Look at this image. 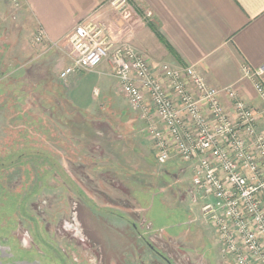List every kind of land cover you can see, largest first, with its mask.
<instances>
[{
  "label": "crops",
  "instance_id": "1",
  "mask_svg": "<svg viewBox=\"0 0 264 264\" xmlns=\"http://www.w3.org/2000/svg\"><path fill=\"white\" fill-rule=\"evenodd\" d=\"M20 1L21 8L14 10L8 0H0V14L5 16L4 21L10 20L5 28H0V32L4 31L0 36V87H5V91L0 90V97L5 94L11 101L7 105L3 101L5 104L0 107V112H5L4 118H0V143L5 146L0 155L4 160L14 155L9 159L15 160L0 166L6 178L4 185L8 188L13 176L24 179L27 169L22 162L30 155H35L40 165L47 161L51 173L65 176L67 185L84 199L79 216L86 225L87 237L103 240L102 226L95 227L99 223L94 221L103 223L107 232L123 238V248L119 249L125 258V247L129 246L126 241L131 246L140 244L127 200L156 220L154 210H165V190L170 192L166 187L171 184V180L166 181L168 170L164 168L163 173H158L157 192L149 184H140L136 193L129 187L121 189L123 193L126 190L125 201L109 197V176L115 177L112 170L119 169L116 161L143 160L144 174L156 176L154 170L161 165L156 163L155 154L151 164L147 156L139 153L143 141L149 143L145 126L132 112L130 117H123L112 102V90L118 91L106 61L93 72L76 73L61 81L59 73L69 65L63 46L39 54L32 47L31 38L36 31H42L49 41L62 42L79 23L97 19L108 26L116 41L128 44L142 55L151 71L156 73L163 63L193 66L207 85L218 89L231 87L247 105L256 106L252 85L241 78L240 67L242 64L253 69L264 67V0H129L132 11L126 22L107 7L108 0ZM8 32L10 35H6ZM11 62L13 65L9 66ZM222 100L226 102L224 96ZM13 109L17 114L10 113ZM25 112H42L51 119L48 135L40 129L35 136L39 145H52L49 152L40 150V146L28 149L27 139L32 138L27 125L19 122ZM73 118L79 125L73 123ZM17 138L18 150L6 147ZM92 139L97 140V146H104L103 153L92 155ZM82 149L89 152L86 154ZM185 168L190 181V167ZM171 174L167 177L171 178ZM120 181L133 182L123 178ZM92 192L97 193L94 198L89 195ZM103 216L113 221L104 223ZM161 260L167 263L165 258Z\"/></svg>",
  "mask_w": 264,
  "mask_h": 264
},
{
  "label": "built area",
  "instance_id": "2",
  "mask_svg": "<svg viewBox=\"0 0 264 264\" xmlns=\"http://www.w3.org/2000/svg\"><path fill=\"white\" fill-rule=\"evenodd\" d=\"M8 2L21 8L20 0ZM107 2L128 20L129 0ZM30 42L39 54L63 46L69 65L59 73L61 81L106 61L117 91L145 126L156 163L178 160L190 167L202 221L222 253L232 264H264V67H240L257 100L249 106L233 88L207 85L193 66L163 63L158 73L151 71L142 55L91 18L62 42L49 41L42 31Z\"/></svg>",
  "mask_w": 264,
  "mask_h": 264
},
{
  "label": "rangeland",
  "instance_id": "3",
  "mask_svg": "<svg viewBox=\"0 0 264 264\" xmlns=\"http://www.w3.org/2000/svg\"><path fill=\"white\" fill-rule=\"evenodd\" d=\"M131 8L132 5L127 12L130 13ZM4 18L5 16L0 14V28L2 29L10 21H4ZM13 19L11 18L12 22H14ZM93 21L99 23L97 19ZM3 32H0V36L4 34ZM10 33L8 32L6 35H10ZM37 52L39 53V51ZM12 65L13 62L9 66ZM4 88L1 86L0 90L3 92ZM111 93L112 102L120 108L123 117H130L131 111L120 93L115 90H112ZM2 97H0V107H2L3 101H6L5 105L11 102L9 98ZM12 111L10 113L17 114L14 109ZM10 113L6 114L10 116ZM4 115V111L0 112L1 119L4 118ZM23 115L22 121L19 122L21 125H27L26 130L32 138H30L31 140L27 139L28 149L32 150L40 146V150L49 152L48 149L52 148V145L50 143H40L39 145L36 143L35 136L40 129L42 131L44 129L48 135L51 130L49 128L52 123L51 119L42 112H25ZM35 120H39L38 123ZM73 123L79 125L78 120H74V118ZM77 130L78 128H75V132ZM96 141L92 139L91 143L93 148L91 152L95 156L97 153H103L104 149V146H97ZM11 142L8 141L11 144L6 147L12 146L13 151L18 150L20 146L18 138ZM4 147V144L0 143V152ZM139 150V153L148 157L149 163H154L152 158L154 152L150 143L143 141ZM83 151L86 154L89 152L88 149ZM83 151L78 150L77 152H82L83 155ZM2 156L0 155V166L4 163L15 162V160L9 159L14 155L6 160L1 158ZM29 157L28 160L22 162V165L25 164L27 169L23 175L24 179L13 176L15 180L12 179L8 188L4 185L5 177L3 171L0 170V236L13 238L25 248H33L40 256L41 262L38 264H232L231 259L222 253L213 231L203 223L199 200L193 196L189 175L183 169L185 164L180 161L171 160L163 166H157L158 169L154 170L156 173L154 177L147 175L149 172L144 174V161L136 158L123 161L115 160L119 164V166L117 164L119 169L109 168L116 174L115 177L109 176L111 185L107 191L108 195L114 197L113 199H121V201L127 200L123 196L126 190L123 193L121 189L129 187L136 193V190H139L138 185L149 184L155 187L157 192L159 191L157 181L160 177L158 173H163L164 168L172 173L170 178L167 177L169 172L166 171V181L170 182L171 180V184H167L169 187L166 186L170 192L165 190L163 199L166 205L165 210L161 208L154 210L157 215L155 216L156 220L152 217L150 219L141 209L127 200L128 213L131 214L132 221L136 223L140 244L138 247L131 246V243L126 241L129 246L125 247L126 255L123 258L119 249L123 246V238L107 232L103 223L94 221L99 223L95 227L101 229L100 226H102V235L105 237L103 240H90L84 231L86 225L80 222L79 216V209L84 199L79 197L71 186L67 185L65 176L58 177L51 173L47 167V161L40 165L41 162L35 158V155ZM76 163L81 162L76 161ZM180 169L183 171L179 172ZM121 178L133 181L131 184L129 183L132 186L120 181ZM151 182H154V185ZM122 186L124 187L122 188ZM186 191L189 196H184ZM95 194L97 193L92 192L89 195L94 198ZM81 210L83 209L81 208ZM112 221L111 217L103 216L104 223ZM87 254L88 256H86ZM73 258L77 262L73 261ZM161 258H165L167 263L163 262Z\"/></svg>",
  "mask_w": 264,
  "mask_h": 264
},
{
  "label": "flooded vegetation",
  "instance_id": "4",
  "mask_svg": "<svg viewBox=\"0 0 264 264\" xmlns=\"http://www.w3.org/2000/svg\"><path fill=\"white\" fill-rule=\"evenodd\" d=\"M36 253L33 248H25L13 238L0 236V264H35L41 262L40 256ZM73 261L77 262L74 258Z\"/></svg>",
  "mask_w": 264,
  "mask_h": 264
},
{
  "label": "water",
  "instance_id": "5",
  "mask_svg": "<svg viewBox=\"0 0 264 264\" xmlns=\"http://www.w3.org/2000/svg\"><path fill=\"white\" fill-rule=\"evenodd\" d=\"M35 264H38V263H35Z\"/></svg>",
  "mask_w": 264,
  "mask_h": 264
}]
</instances>
